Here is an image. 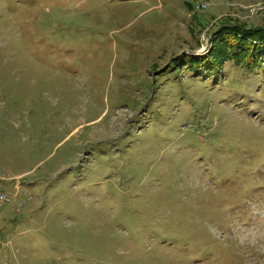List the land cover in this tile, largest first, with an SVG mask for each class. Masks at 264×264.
<instances>
[{
    "label": "rangeland",
    "instance_id": "rangeland-1",
    "mask_svg": "<svg viewBox=\"0 0 264 264\" xmlns=\"http://www.w3.org/2000/svg\"><path fill=\"white\" fill-rule=\"evenodd\" d=\"M263 19L0 0V264H264V56L212 48Z\"/></svg>",
    "mask_w": 264,
    "mask_h": 264
},
{
    "label": "trees",
    "instance_id": "trees-1",
    "mask_svg": "<svg viewBox=\"0 0 264 264\" xmlns=\"http://www.w3.org/2000/svg\"><path fill=\"white\" fill-rule=\"evenodd\" d=\"M219 32L218 37L212 42V48L223 51L224 47L228 46L236 52L245 53L249 51L255 57L263 58L264 21L259 27L255 28H247L239 24L223 25Z\"/></svg>",
    "mask_w": 264,
    "mask_h": 264
},
{
    "label": "built area",
    "instance_id": "built-area-1",
    "mask_svg": "<svg viewBox=\"0 0 264 264\" xmlns=\"http://www.w3.org/2000/svg\"><path fill=\"white\" fill-rule=\"evenodd\" d=\"M197 6V5H196ZM0 197H8L4 192H0ZM9 198V197H8Z\"/></svg>",
    "mask_w": 264,
    "mask_h": 264
}]
</instances>
